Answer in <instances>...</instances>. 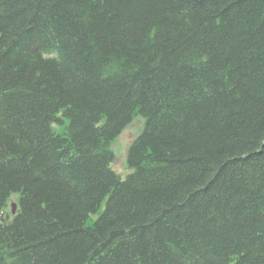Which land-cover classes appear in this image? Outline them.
<instances>
[{
  "label": "trees",
  "instance_id": "obj_1",
  "mask_svg": "<svg viewBox=\"0 0 264 264\" xmlns=\"http://www.w3.org/2000/svg\"><path fill=\"white\" fill-rule=\"evenodd\" d=\"M12 195L0 264H264V0H0Z\"/></svg>",
  "mask_w": 264,
  "mask_h": 264
},
{
  "label": "rangeland",
  "instance_id": "obj_2",
  "mask_svg": "<svg viewBox=\"0 0 264 264\" xmlns=\"http://www.w3.org/2000/svg\"><path fill=\"white\" fill-rule=\"evenodd\" d=\"M144 117L140 114H136L132 117L131 121L126 124L120 133L116 136L114 141L110 144V150L113 153L114 160L111 163V168L118 174L121 179H124L129 173L130 168L127 163L128 148L132 141L142 132L144 128ZM55 128V125L52 124ZM16 205V210L20 211V203L16 196H11L7 205L3 207L0 212L1 221H11L16 212L12 213L11 205Z\"/></svg>",
  "mask_w": 264,
  "mask_h": 264
}]
</instances>
